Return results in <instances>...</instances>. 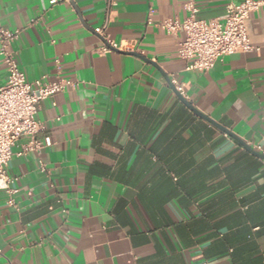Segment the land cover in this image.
Returning a JSON list of instances; mask_svg holds the SVG:
<instances>
[{"label": "crops", "instance_id": "crops-1", "mask_svg": "<svg viewBox=\"0 0 264 264\" xmlns=\"http://www.w3.org/2000/svg\"><path fill=\"white\" fill-rule=\"evenodd\" d=\"M50 1L0 0L26 80L76 83L39 105L41 154L13 147L0 264H264V158L239 142L264 133V6L246 21L254 50L199 72L157 24L188 3L223 19L239 0ZM103 26L131 51L99 55Z\"/></svg>", "mask_w": 264, "mask_h": 264}, {"label": "built area", "instance_id": "built-area-1", "mask_svg": "<svg viewBox=\"0 0 264 264\" xmlns=\"http://www.w3.org/2000/svg\"><path fill=\"white\" fill-rule=\"evenodd\" d=\"M57 0L50 1L51 4ZM264 6V0H239L231 3L223 19H199L197 9L192 3L186 5L188 16L183 21L165 19L157 26L169 34L182 33L178 44V57L187 62V70L206 72L226 56L247 54L254 50L251 45L246 21L251 12ZM105 27L95 29L103 43L96 50L99 55L112 51H131L126 45L107 38ZM19 35L18 30L0 29V58L7 71V79L0 85V190L8 195L7 204L15 207L13 188L15 178L8 173L9 163L15 154L13 147L18 139L27 137L28 142L16 155L23 157L30 153L38 156L43 143L37 136L43 132L44 125L35 115L42 101L54 97L67 89H74L76 83L66 79L49 82L41 77L28 82L21 70L13 44ZM179 89V88H178ZM179 93L183 94L182 91ZM253 151L264 155V133L260 141L246 144ZM39 169L47 173V167L39 161ZM66 214L67 211L63 210Z\"/></svg>", "mask_w": 264, "mask_h": 264}, {"label": "water", "instance_id": "water-1", "mask_svg": "<svg viewBox=\"0 0 264 264\" xmlns=\"http://www.w3.org/2000/svg\"><path fill=\"white\" fill-rule=\"evenodd\" d=\"M115 51H117V50H115ZM117 52H120V51H117ZM130 54H132V55H137L136 53H130ZM177 96L179 97V99L182 101V103H184V105H186L191 111H193V113L195 114V115H197L198 117H201V118H203V119H205L206 121H208L209 123H211L212 125H214L215 127H217L218 129H220L221 131H223L224 133H226V134H228V135H230V136H232L231 135V133L229 132V131H226V129H224V128H222L221 126H219L218 124H216L214 121H212L211 119H209V118H207L206 116H204V115H202L201 113H199L198 111H196L186 100H184L181 96H180V94L179 93H177ZM233 137V136H232ZM234 138H236V137H234ZM237 139V138H236ZM238 140V139H237ZM239 141V140H238ZM242 145H243V147L248 151V152H250V153H252L253 155H256V156H258V157H260V158H264V155H262V154H259V153H257V152H255V151H253L250 147H248L245 143H243L242 141H239Z\"/></svg>", "mask_w": 264, "mask_h": 264}]
</instances>
